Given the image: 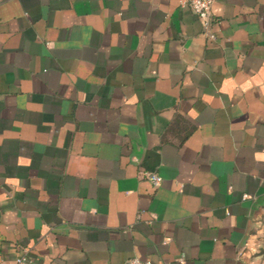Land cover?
I'll use <instances>...</instances> for the list:
<instances>
[{
    "label": "crops",
    "instance_id": "obj_1",
    "mask_svg": "<svg viewBox=\"0 0 264 264\" xmlns=\"http://www.w3.org/2000/svg\"><path fill=\"white\" fill-rule=\"evenodd\" d=\"M23 252L264 264V0L207 25L179 0H0V264Z\"/></svg>",
    "mask_w": 264,
    "mask_h": 264
},
{
    "label": "built area",
    "instance_id": "obj_2",
    "mask_svg": "<svg viewBox=\"0 0 264 264\" xmlns=\"http://www.w3.org/2000/svg\"><path fill=\"white\" fill-rule=\"evenodd\" d=\"M216 0H179L183 6H188L196 17L202 22L203 25H207L211 16V8ZM145 176L151 185L156 188L161 183V177L155 172H146ZM16 264H26L28 258L24 254H20L16 257ZM124 264H154L150 260H140L133 257L128 259Z\"/></svg>",
    "mask_w": 264,
    "mask_h": 264
}]
</instances>
